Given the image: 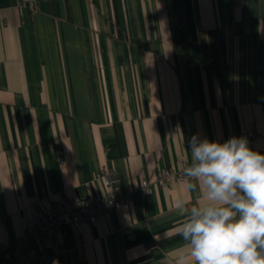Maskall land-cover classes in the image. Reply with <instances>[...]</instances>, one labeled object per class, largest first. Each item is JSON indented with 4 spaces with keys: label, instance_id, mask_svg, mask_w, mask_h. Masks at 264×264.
Returning a JSON list of instances; mask_svg holds the SVG:
<instances>
[{
    "label": "crops",
    "instance_id": "1",
    "mask_svg": "<svg viewBox=\"0 0 264 264\" xmlns=\"http://www.w3.org/2000/svg\"><path fill=\"white\" fill-rule=\"evenodd\" d=\"M247 132L264 153V0H0V242L58 197L103 194V165L123 189L189 164L193 135ZM151 185L0 264L46 248L56 264H178L175 202L202 194Z\"/></svg>",
    "mask_w": 264,
    "mask_h": 264
},
{
    "label": "clouds",
    "instance_id": "2",
    "mask_svg": "<svg viewBox=\"0 0 264 264\" xmlns=\"http://www.w3.org/2000/svg\"><path fill=\"white\" fill-rule=\"evenodd\" d=\"M183 175L203 203L182 198L178 234L185 242L178 264H264V153L244 136L224 142L193 135Z\"/></svg>",
    "mask_w": 264,
    "mask_h": 264
},
{
    "label": "built area",
    "instance_id": "3",
    "mask_svg": "<svg viewBox=\"0 0 264 264\" xmlns=\"http://www.w3.org/2000/svg\"><path fill=\"white\" fill-rule=\"evenodd\" d=\"M243 136L248 139L251 147L254 142V134L247 132ZM186 164V161H182V166L178 169H158L152 181L141 179L139 183L128 185L123 189L116 186L120 182V178L116 175L115 170L108 165H103L97 175L106 188L103 194L92 197H58L48 205L38 208L34 222L22 231L15 242H0V255L5 260L18 258L23 246L29 239L39 235L48 242L62 224L71 225L79 230L84 223L95 222L105 211L111 208L118 209L126 204L131 199V193L135 189L139 188L150 192L152 191V182L168 184L174 180L185 178L183 169ZM79 250H82L81 245H79ZM60 252L61 250L56 248L43 249L37 260L30 264H56Z\"/></svg>",
    "mask_w": 264,
    "mask_h": 264
},
{
    "label": "trees",
    "instance_id": "4",
    "mask_svg": "<svg viewBox=\"0 0 264 264\" xmlns=\"http://www.w3.org/2000/svg\"><path fill=\"white\" fill-rule=\"evenodd\" d=\"M1 256V255H0ZM2 257V256H1ZM3 258V257H2ZM4 259V258H3Z\"/></svg>",
    "mask_w": 264,
    "mask_h": 264
}]
</instances>
